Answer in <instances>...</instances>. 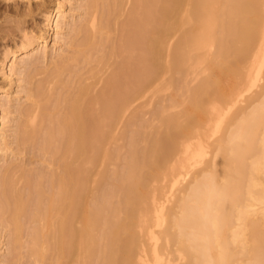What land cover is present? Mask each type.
Segmentation results:
<instances>
[{
    "label": "bare ground",
    "instance_id": "bare-ground-1",
    "mask_svg": "<svg viewBox=\"0 0 264 264\" xmlns=\"http://www.w3.org/2000/svg\"><path fill=\"white\" fill-rule=\"evenodd\" d=\"M64 7L0 0L11 264H264V87L239 106L263 72L264 0H86L69 38Z\"/></svg>",
    "mask_w": 264,
    "mask_h": 264
},
{
    "label": "rangeland",
    "instance_id": "rangeland-1",
    "mask_svg": "<svg viewBox=\"0 0 264 264\" xmlns=\"http://www.w3.org/2000/svg\"><path fill=\"white\" fill-rule=\"evenodd\" d=\"M60 2H63L64 4H65V7H64V12L66 13V14H68V15H70V17L67 19V26H65V28L66 29H64V30H62V33H61V35H64L63 37H67V38H69V37H71L72 35H73V31H71L69 28H68V26H73L72 24H73V22L75 21L77 24L80 22H82V19H83V16H82V11L81 10H75V11H73L72 9H77L78 7H80V5L81 4H85V2H86V0H72V2H68V0H59ZM73 15H75V17L73 16ZM42 15H39L38 16V22H42L43 20H42ZM57 19V18H56ZM73 21V22H72ZM78 26V25H77ZM70 27V28H71ZM71 31V32H70ZM54 36H55V34L53 35V37L51 38H49V40H48V45H49V48H53L52 46L54 45ZM61 45V44H60ZM64 47V46H63ZM55 50H56V47L54 48ZM53 51L54 50H52L51 52L52 53H50V57H49V60H51V56H53L52 54H53ZM59 51H61V49H59V44H58V49H57V53L59 52ZM11 63L12 62H9V66H8V69L10 68V65H11ZM262 71L264 72V67H263V69H262ZM263 72H262V74L260 75V76H258V79H257V81L255 82V84L251 87V89H249L248 91H246L245 93H244V97H243V99H242V101H240V103H239V106H245V105H247L248 103H247V101L249 102V99L252 97L253 98V96L254 97H256L257 95L256 94H259V91H260V89H261V87L263 88L264 86V75H263ZM17 89V88H16ZM18 89H22L21 87L20 88H18ZM168 93V94H167ZM147 94H149V97L151 96L150 95V93H146L145 95H144V98H147L146 97V95ZM165 94H166V96L165 95H163V93L162 94H160V95H162V97H159L158 96V98L157 97H155L154 99H153V101L152 102H150L151 104H149V98H147V99H145L148 103H146L145 104V108L142 110V116L144 115V117L145 118H143L142 120L144 121H146V119H149V120H147V121H150V120H152V119H150V118H154V116H155V114L157 113V111L160 109V107H162L163 105H165V103L167 104V97L168 96H170V91H166L165 92ZM16 95V94H15ZM163 96H165V97H163ZM250 97V98H249ZM144 98H143V100L142 101H145L144 100ZM23 99H25V98H23ZM22 99V100H23ZM168 99H169V97H168ZM246 99H247V101H246ZM145 101V102H146ZM144 102V103H145ZM148 104V105H147ZM144 111V112H143ZM2 117V114L0 115V118ZM17 120H18V118H17ZM124 130V126L123 125H121L120 126V131H123ZM130 130V129H129ZM132 137H134V133L133 132H128V133H126V135H125V137L124 138H122L121 140H119L118 141V143H116V144H112L111 145V149H112V151L113 152H115V149L119 146V147H121V156H120V158L118 159V161L116 162H114V164L111 166V169H115L118 173H119V175H121L122 174V172L125 170V167H126V161H128L127 159H128V156L130 155V153H129V151L131 150V145H132V143L134 142V140H136L137 141V137H138V135H136L134 138H132ZM140 137H138V140H140L139 139ZM132 139V140H131ZM215 139V138H214ZM213 139V140H214ZM212 140V141H213ZM138 143H140L139 141H138ZM139 146H140V144H139ZM139 148V147H138ZM140 149V151H142L141 149H143L142 147H140L139 148ZM138 149V150H139ZM211 150H212V148H210ZM131 152V151H130ZM139 152V151H138ZM142 153V154H141ZM212 154V153H211ZM139 155H142L143 156V151L142 152H140L139 153ZM212 155H209V157H211ZM142 158V157H141ZM222 162H223V159L222 158H220L219 156H217L215 159H214V163H215V165L217 166V168L218 169H220V171L222 170ZM197 169H199L198 167L197 168H193L192 169V172H189L190 174H188L184 179H182V181H181V183H180V185H179V188L178 189H181V188H183V186L184 185H186V184H188V182H190V180H191V178H192V176L195 174L194 172H196V170ZM105 188V187H104ZM103 188V192L102 193H104L105 192V189H107V188H105L104 189ZM177 189V188H176ZM177 189V190H178ZM176 191V190H175ZM167 205V204H166ZM168 206V205H167ZM4 235V234H3ZM2 240H3V242L1 243V245H0V254L2 255V257L0 258V260L2 261V263L1 264H11L13 261H14V255H15V252L11 249V245H10V243H9V237L7 236V237H3L2 238ZM2 248V249H1ZM25 264H30V263H25Z\"/></svg>",
    "mask_w": 264,
    "mask_h": 264
}]
</instances>
